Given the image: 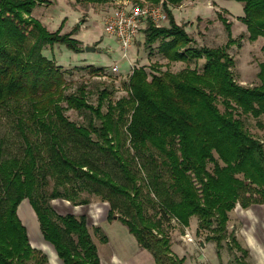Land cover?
<instances>
[{
    "label": "trees",
    "instance_id": "trees-1",
    "mask_svg": "<svg viewBox=\"0 0 264 264\" xmlns=\"http://www.w3.org/2000/svg\"><path fill=\"white\" fill-rule=\"evenodd\" d=\"M72 1L102 5L109 0ZM117 1L128 0H114ZM182 1L164 0L162 6L169 25L156 27L149 22L144 30L145 45L150 47L159 41L157 52L168 62L203 59L201 70L147 72L143 67H135L128 77L126 97L113 101L109 91L103 89L92 105L87 101L84 86L66 94L61 67L42 54L44 46L54 44L81 52V42L73 38L74 31L50 33L31 16L32 9L47 3L46 0H0V108L20 113L19 129L28 120L38 130L47 132L49 150L55 157L51 169L24 139L26 148L22 158L0 161V264L48 262L46 254L30 245L26 228L18 218L17 207L25 199L36 215L44 241L52 246L61 264H100L86 216L57 215L48 202L33 198L41 166L53 177L60 173L57 178L63 183H68L73 176L82 177L106 189L110 196L122 195V216L117 221L126 227L137 245L151 254L154 264H182L184 259L173 255L168 237L161 234L159 222L144 214L139 200L142 186L130 168L135 156L146 157L154 165L150 184L162 214L172 216L183 227L195 216L197 230L209 232L206 239L214 241L217 248L227 239L243 256L248 255L234 235L227 234L226 228L228 213L234 209L241 193L253 188L258 202H264L263 143L248 132L238 117L264 115V64H259L256 86L237 84L231 71L233 61L227 52L232 43L230 24L218 13L227 32L226 45L211 49L192 47L193 40L174 22L168 8ZM235 1L243 6V17L238 20L245 25L248 40H264V0ZM133 2L141 6L146 2L158 5L160 0ZM261 50L264 51V45ZM218 103L223 107L222 112ZM23 105L28 112L25 117H22ZM66 109L87 111L99 125L89 122L87 128L76 126L64 117ZM53 118L95 145L99 152L110 155L128 184H118L108 174L99 175L87 169V162L65 155ZM123 135L134 158L124 155L127 150ZM152 149L158 154L159 163L150 152ZM208 164L212 165L211 170ZM159 166L165 171L166 180L158 173ZM246 197L241 200L242 207L249 204L250 198ZM56 198L69 200L54 189L49 200ZM101 199L109 201L105 195ZM109 204L106 220L112 221L118 206L116 202L109 201ZM100 240L107 241L102 234Z\"/></svg>",
    "mask_w": 264,
    "mask_h": 264
},
{
    "label": "rangeland",
    "instance_id": "rangeland-1",
    "mask_svg": "<svg viewBox=\"0 0 264 264\" xmlns=\"http://www.w3.org/2000/svg\"><path fill=\"white\" fill-rule=\"evenodd\" d=\"M46 1L47 3L35 6L32 9L31 16L37 19L48 32L60 30L61 34H65L74 31L73 38L82 42L80 45L81 52H74L63 44L47 45L42 49V54L45 57L53 60L61 67L66 81V94H71L77 87L84 86L87 92V101L95 105L99 91L103 89L109 91L110 99L113 101L126 97L128 77L133 67H143L147 72L157 70L158 72L169 71L171 73H178L186 68L200 71L202 68L203 59L191 60L186 63L168 62L157 52L159 41L150 47H146L144 30L147 25L138 34L135 43L126 51V57L123 56L118 41L115 37L108 35L103 26L106 13L113 7L118 6L114 0H109L102 5L84 2L74 3L72 0ZM133 1L136 0H131L129 3L134 4ZM137 2L140 3V0H137ZM160 2L163 3L164 0H160ZM168 8L174 22L182 26L193 40L190 46L196 48L211 49L226 45L228 41L227 32L218 19L219 13L230 24L232 43L228 46L227 52L233 61L231 71L234 80L237 84L248 88L258 84L259 64H264V51L261 50L264 40L263 38H258L253 42L248 40L246 27L238 20V18L243 17V6L240 2L235 0H183L180 5L169 6ZM82 20L83 22L80 24ZM168 25L169 20L166 19L154 26L167 27ZM86 46L93 47L94 50L86 51L84 50ZM114 64H117L119 73H108V69ZM96 68H100V70L91 71V69ZM217 105L222 112L223 107L221 104L218 103ZM62 106L65 107L66 105L62 103ZM105 108L104 105L102 110L105 111ZM22 109V117H25L28 115L27 107L23 105ZM63 115L69 122L83 128H87L89 122H92L95 126L99 125V122L84 110L66 109ZM19 116L20 113H16L11 108H0V161L9 158H22L25 155L26 140L30 144L33 153H39L42 160L47 161L52 169L51 165L55 163V157L49 150L50 135L45 131L38 130L28 120L24 122L22 130L19 129L17 126ZM238 117L243 121L248 132L258 138L264 147V128L258 126L260 124L264 127V115L259 118L242 115ZM53 121L56 125L55 132L65 155L75 161L87 162V169L99 175L108 174L118 184H128L117 163L110 155L99 152L95 145L84 140L55 118H53ZM91 136L95 140V135L91 134ZM122 140L124 148L127 150L124 155L133 157V152L129 150L125 135L122 136ZM150 152L153 154L156 163H159L158 154L153 149ZM37 158L39 157L37 156ZM40 165L41 163L38 166ZM207 167L211 170L212 165L208 164ZM130 168L131 172L138 177V183L142 186L139 200L142 202L145 216L159 222L161 234L168 237L173 255L179 259H184L182 264H237L240 261L248 264H260L256 252L254 253L253 249H250V246H253L251 241L249 244L245 242V239L248 237L253 238V236L247 234L245 238L242 237L247 230V222L244 219H262L264 217L261 212V209L264 208V202H258V195L253 188L241 193L234 209L228 213L227 234H233L239 246L248 252L247 256H243L240 250L236 249L227 239L221 242L220 248H217L214 241L207 240L206 238L210 233L197 230L198 221L195 216L190 218L187 227H183L172 216L162 214L159 200L151 189L150 183L155 173L154 165L149 159L135 156ZM162 169L159 166L158 173L161 178L166 180V173ZM59 175L61 176L58 173L53 177L45 166H41L37 172L38 185L33 198L48 202V205L57 215L86 216L88 232L93 243L97 245L98 252L100 251L99 243H101L100 237L102 234L109 237L112 241L111 247H115L114 250L116 249L120 253L121 258L126 257L128 248L122 238V232H125L126 227L120 221H117V218L122 216L120 208L124 197L122 195L110 196L106 189H102L82 177L73 176L68 183H63L62 180L57 178ZM54 189H57L64 196H68L70 201L61 198L49 200V196ZM99 192L100 194H98ZM101 195L107 196L110 203L116 202L118 207L113 212L116 217L115 220H106L110 204L109 201H103ZM246 196L250 198L249 204L242 207L241 200L246 199ZM83 200H87L89 203L86 205L81 204ZM26 204H28L27 207H25ZM26 210L30 216L25 214ZM18 214L26 225L28 239L33 242L31 246L46 254L47 264H61L56 254L52 259L50 253L43 250L44 244L48 243L44 241L40 233L37 218L28 200L25 199L20 205ZM99 230L101 234H99ZM252 230H256V227H253ZM255 234L259 245L264 250V241L258 231H255ZM254 241V243H257L256 240ZM100 257L104 261V252L101 251ZM142 261L139 260L140 263Z\"/></svg>",
    "mask_w": 264,
    "mask_h": 264
},
{
    "label": "built area",
    "instance_id": "built-area-1",
    "mask_svg": "<svg viewBox=\"0 0 264 264\" xmlns=\"http://www.w3.org/2000/svg\"><path fill=\"white\" fill-rule=\"evenodd\" d=\"M129 1L131 0L115 2L118 6L110 9L103 19L104 31L116 38L125 57L126 51L135 43L138 34L149 22L156 25L167 19L162 2L158 5L144 3L141 6L130 4ZM108 73H119L117 64L110 67Z\"/></svg>",
    "mask_w": 264,
    "mask_h": 264
},
{
    "label": "crops",
    "instance_id": "crops-1",
    "mask_svg": "<svg viewBox=\"0 0 264 264\" xmlns=\"http://www.w3.org/2000/svg\"><path fill=\"white\" fill-rule=\"evenodd\" d=\"M23 202H24V200L21 201V203L17 207V215H18V218L20 219L21 223L26 228V225L23 223V221L21 220V218L19 217V214H18L19 207ZM27 206H28V204L25 205V207H27ZM261 212H262V216H264V208L261 209ZM25 214L27 216H30L29 212L27 210L25 211ZM244 220H245V222H247V225H246L247 230L245 231V233H243V235L242 234L241 235L243 238H245L247 236V234L253 236L254 239L251 237H248L249 239L248 238L245 239V242L249 244V242L251 241L253 246H250V249H253L254 253L256 252L257 259H259V263L264 264V250L262 249L261 245H259V243L257 241L258 239H257L256 234H255V231L256 232L258 231L261 239L264 241V217L262 219L253 218L250 220H248V219H244ZM113 222H115V221H113ZM253 227H256V230H252ZM121 231H123V230H121ZM122 233H123V236L122 235L121 236L124 239V242L126 243V247L128 248V255L126 257L124 256L123 258H121V255H119L120 253H118L116 249L114 250L115 247H111L112 241L109 239V237L106 236V240H107L106 243H102V242L99 243L100 244V247H99L100 251L98 252V250H97V253H98V256L100 259V264H142V262H143V264H154V261H153L151 254L148 251L140 248L137 245L134 237L128 233L127 229L125 230V232H122ZM254 240H256L258 244L254 243L255 242ZM29 243L31 245L33 242H30V240H29ZM44 246L45 247H42L43 250L46 251L47 253H50V255L53 259V257H55V253L53 251V248L51 246H49V244H44ZM95 246H97V245H95ZM96 249H97V247H96ZM101 251L104 252V254H105L104 261H102V259L100 257ZM143 259H144V261H142ZM139 260H141L142 262L140 263Z\"/></svg>",
    "mask_w": 264,
    "mask_h": 264
},
{
    "label": "water",
    "instance_id": "water-1",
    "mask_svg": "<svg viewBox=\"0 0 264 264\" xmlns=\"http://www.w3.org/2000/svg\"><path fill=\"white\" fill-rule=\"evenodd\" d=\"M84 50H86V51H93L94 50V48L93 47H84ZM116 219V217L114 216L113 217V220H115Z\"/></svg>",
    "mask_w": 264,
    "mask_h": 264
}]
</instances>
